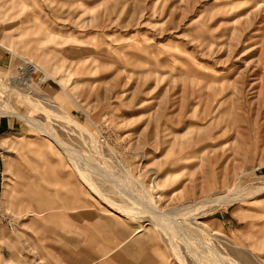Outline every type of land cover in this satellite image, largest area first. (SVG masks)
<instances>
[{
	"label": "rangeland",
	"instance_id": "obj_1",
	"mask_svg": "<svg viewBox=\"0 0 264 264\" xmlns=\"http://www.w3.org/2000/svg\"><path fill=\"white\" fill-rule=\"evenodd\" d=\"M14 77L0 264H264V0H0Z\"/></svg>",
	"mask_w": 264,
	"mask_h": 264
},
{
	"label": "bare ground",
	"instance_id": "obj_2",
	"mask_svg": "<svg viewBox=\"0 0 264 264\" xmlns=\"http://www.w3.org/2000/svg\"><path fill=\"white\" fill-rule=\"evenodd\" d=\"M15 79H12L11 78V80H10V78H8L9 80H3V79H0V85H11V86H14L16 83H17V87H18V90H17V93L19 92L20 93V95H21V91H25L24 89H26V90H28L29 89V87H30V90H28L27 91V93L30 91V95H31V93H33V92H31V87L34 85V83L32 82V81H30L29 79H25V78H22V79H17L16 77H14ZM15 80V81H14ZM10 90V89H9ZM32 91H33V89H32ZM17 93H15V94H17ZM19 93H18V95H19ZM24 94V93H23ZM45 94V93H44ZM43 94V95H44ZM25 95V94H24ZM28 95H29V93H28ZM42 95V96H43ZM26 96V95H25ZM40 96V95H39ZM41 96V97H42ZM32 97V96H31ZM45 97V96H44ZM39 98V97H38ZM37 98V99H38ZM46 98V100H43L44 102L46 101V102H48L51 106H52V108L55 110V111H57L58 113H56L55 115L56 116H58L59 117V115L60 114H64V116L66 117V119H67V121H69V123L70 124H73V126H75V127H77V128H79V129H84L83 128V125L81 126L78 122H76V121H74V119H72L71 118V116H68L67 115V112L64 110V109H62V107H60V105H58V104H55V102L51 99V97H45ZM31 99V98H30ZM56 100V99H55ZM42 101V100H41ZM28 103V102H27ZM39 103V102H38ZM40 104V103H39ZM36 105H38V104H36ZM45 105V104H44ZM42 106V105H41ZM40 106V107H41ZM49 106V105H48ZM6 108L7 109V107H5V106H3V105H1L0 106V108ZM39 107V106H38ZM46 107V106H45ZM44 107V108H45ZM49 108V107H48ZM47 108V109H48ZM12 109V108H11ZM49 109H51V107L49 108ZM2 110V109H1ZM0 110V111H1ZM37 110V109H36ZM45 110H46V108H45ZM8 112H10V113H13V114H15L16 112L15 111H9V108H8V110H7ZM47 111V110H46ZM50 113V112H49ZM54 114V113H53ZM52 115V114H51ZM61 116V115H60ZM64 117V118H65ZM61 118H62V116H61ZM63 118V119H64ZM58 119V118H57ZM60 120V119H59ZM33 125H35V124H33ZM36 126V125H35ZM41 130H42V128H41ZM52 130V129H51ZM50 129H48V128H45L44 130H42V131H44V132H46L47 134H49V136L50 137H54L55 139H57L56 138V136L57 135H55V133L54 132H52ZM85 130H87V129H85ZM88 132V131H87ZM90 134V133H89ZM57 142V141H56ZM60 142V140L58 141V143ZM61 143V142H60ZM62 145V144H61ZM65 148H68V146L67 147H65ZM73 151V150H72ZM71 152V151H70ZM99 168V167H98ZM82 170V169H81ZM82 172H83V170H82ZM84 174V173H83ZM86 175H88V174H86ZM90 176V175H89ZM88 178H90V177H88ZM93 183V182H92ZM255 191V190H254ZM251 192V194H252V191H250ZM243 193L247 196L248 195V192H245V191H239V190H235V191H232V190H225V191H220V192H215V193H212V194H210V196H208L207 198H204V200H203V202H205V204H212V205H214L215 207H219L220 205H225V204H230V203H233V202H235V201H237L238 199H241V198H243ZM250 194V195H251ZM142 199V198H141ZM142 203H143V201H142ZM142 203H140V204H142ZM145 203L146 202H144L143 204L145 205ZM148 204V205H147ZM145 206H147V208H148V206H152L150 203H146V205ZM207 206V205H206ZM209 206V205H208ZM211 206V205H210ZM153 207H156V206H154L153 205ZM152 207V209H155V208H153ZM186 209H190V208H192V205H190V206H186L185 207ZM157 209V208H156ZM147 212H149V211H147ZM189 212V211H188ZM153 213V212H152ZM158 213V212H157ZM153 215H155V213L153 214ZM156 216H158V214H156ZM155 217V216H154ZM183 217V216H182ZM168 225V224H167Z\"/></svg>",
	"mask_w": 264,
	"mask_h": 264
},
{
	"label": "built area",
	"instance_id": "obj_3",
	"mask_svg": "<svg viewBox=\"0 0 264 264\" xmlns=\"http://www.w3.org/2000/svg\"><path fill=\"white\" fill-rule=\"evenodd\" d=\"M20 68V67H19ZM97 141L101 146H107L109 141L108 137L104 133H99V136L97 137ZM0 203H1V194H0ZM11 228H13L12 225H10Z\"/></svg>",
	"mask_w": 264,
	"mask_h": 264
},
{
	"label": "crops",
	"instance_id": "obj_4",
	"mask_svg": "<svg viewBox=\"0 0 264 264\" xmlns=\"http://www.w3.org/2000/svg\"><path fill=\"white\" fill-rule=\"evenodd\" d=\"M2 122H3V121H1V122H0V127H2V128H3V124H4V123H2Z\"/></svg>",
	"mask_w": 264,
	"mask_h": 264
}]
</instances>
